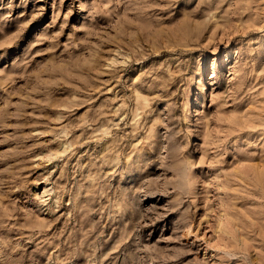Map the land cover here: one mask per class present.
<instances>
[{
	"label": "rangeland",
	"instance_id": "374dc122",
	"mask_svg": "<svg viewBox=\"0 0 264 264\" xmlns=\"http://www.w3.org/2000/svg\"><path fill=\"white\" fill-rule=\"evenodd\" d=\"M0 264H264V0H0Z\"/></svg>",
	"mask_w": 264,
	"mask_h": 264
}]
</instances>
